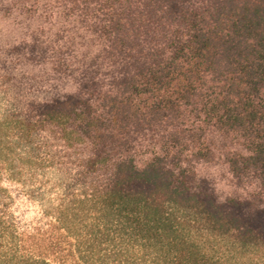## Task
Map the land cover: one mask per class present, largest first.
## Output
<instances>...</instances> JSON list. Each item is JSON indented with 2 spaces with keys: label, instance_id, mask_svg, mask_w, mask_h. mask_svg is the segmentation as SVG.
Here are the masks:
<instances>
[{
  "label": "trees",
  "instance_id": "trees-1",
  "mask_svg": "<svg viewBox=\"0 0 264 264\" xmlns=\"http://www.w3.org/2000/svg\"><path fill=\"white\" fill-rule=\"evenodd\" d=\"M0 264H264V0H0Z\"/></svg>",
  "mask_w": 264,
  "mask_h": 264
}]
</instances>
